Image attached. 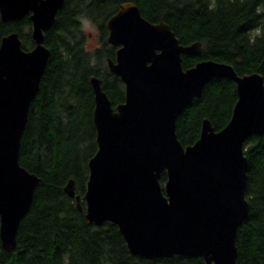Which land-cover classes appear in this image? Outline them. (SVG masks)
<instances>
[{
  "label": "water",
  "instance_id": "1",
  "mask_svg": "<svg viewBox=\"0 0 264 264\" xmlns=\"http://www.w3.org/2000/svg\"><path fill=\"white\" fill-rule=\"evenodd\" d=\"M63 2L0 0L2 21L29 16L35 43L23 50L17 33L0 43V240L6 252L16 247L19 224L39 183L20 165L19 152L49 58L44 33ZM106 28V42L117 47L107 68L124 85L125 98L113 108L101 80L90 78L97 151L87 164L84 196L75 195L72 179L65 194L84 211L87 224L115 225L134 257H201L206 264H236V234L249 211L244 145L264 135L262 75L238 76L232 66L213 60L184 70L182 55L199 56L201 44H180L167 24L150 23L133 3L120 4ZM217 78L236 86L230 120L215 131L204 119L198 140L184 147L176 122Z\"/></svg>",
  "mask_w": 264,
  "mask_h": 264
},
{
  "label": "trees",
  "instance_id": "2",
  "mask_svg": "<svg viewBox=\"0 0 264 264\" xmlns=\"http://www.w3.org/2000/svg\"><path fill=\"white\" fill-rule=\"evenodd\" d=\"M123 3L135 4L150 23L167 24L180 44H201L199 56L182 55L184 70L213 60L232 66L238 76L259 73L264 80V0H64L54 25L44 33L49 58L29 108L19 152L20 165L39 183L19 224L15 249L6 252L0 240V264H206L201 257L145 260L130 255L115 225L87 224L84 211L64 192L72 179L75 195L84 196L87 164L97 151L90 78L101 80L113 108L124 102V85L107 68L117 47L106 42V23ZM85 22L98 34L99 45L90 50ZM10 33L18 34L23 50L35 47L29 16L22 21L0 18V43ZM236 101L231 80L211 81L178 118L179 142L184 147L195 143L204 119L215 131L223 129ZM244 156L249 211L236 234V264H264V135L247 140ZM165 182L164 172L161 187ZM80 204L84 208L82 200Z\"/></svg>",
  "mask_w": 264,
  "mask_h": 264
},
{
  "label": "rangeland",
  "instance_id": "3",
  "mask_svg": "<svg viewBox=\"0 0 264 264\" xmlns=\"http://www.w3.org/2000/svg\"><path fill=\"white\" fill-rule=\"evenodd\" d=\"M83 30L87 36V48L93 49L99 45L98 34L96 28L88 22L83 25Z\"/></svg>",
  "mask_w": 264,
  "mask_h": 264
}]
</instances>
